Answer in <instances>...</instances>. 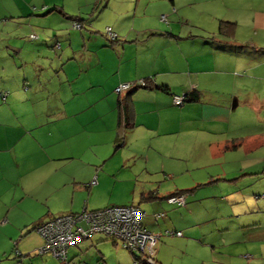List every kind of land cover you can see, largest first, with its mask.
Returning a JSON list of instances; mask_svg holds the SVG:
<instances>
[{
	"label": "crops",
	"instance_id": "1",
	"mask_svg": "<svg viewBox=\"0 0 264 264\" xmlns=\"http://www.w3.org/2000/svg\"><path fill=\"white\" fill-rule=\"evenodd\" d=\"M52 2L40 0L39 6L46 7L49 3L53 7ZM9 3L10 0H0V51L9 48L18 37L17 32L22 31L12 27L10 19L20 16L24 9L20 10L19 2L12 13ZM165 3L166 0H113V7L119 10L122 19H125L123 14H130L131 18L106 27L116 36L114 41L109 40L116 57L111 72L115 79L109 93L115 97L114 88L132 80L145 79L148 85L132 91L134 125L125 130L122 142L114 151L125 147L132 138L139 141L135 142L140 146L132 148L125 163L131 161L134 165L136 159L141 160L138 168L128 175L142 178L131 190V205L142 210L143 228H157L161 232L154 247L156 264L182 260V230H186L182 228V209L186 206L189 212L191 203L201 205L205 200L203 194L217 188L213 178L219 176L214 167L220 162L218 159L226 152L248 153L250 141L264 137V46L235 40V31L231 35L221 33L222 37L203 34L196 39L177 26L160 27L159 21L153 24L160 9L175 5L174 0H169V6ZM248 17L249 25L264 27V11L254 9ZM22 32L25 37V31ZM32 35L29 39L36 37ZM67 35L64 39L68 42ZM86 62V67L102 66L99 59L88 58ZM9 66L10 63L6 66L0 59V207L3 209L0 222L15 230L22 243L21 250L29 253L42 244L41 237L32 229L37 222L57 214L78 212L82 205L95 206L90 204V194L106 176V154L97 151L103 141L95 142L94 148L90 143L81 144L83 132L76 133L74 121L66 118L75 113H67V108L60 107L61 95L68 92V96H74L78 92L73 86L74 77H63L67 84H63L55 101L50 103L52 92H42L39 79L31 81L23 77L11 81L5 74V67ZM97 86L98 83H90L88 88ZM102 91L104 98L107 92ZM186 92L190 99L180 106L172 103V96ZM125 93H115L116 103ZM79 121L77 128L82 130L85 122ZM116 122V105L108 112L95 113L93 134L103 137L109 123L111 132L115 133ZM59 127L61 130H55ZM200 134L205 140L199 138ZM150 150L153 156L149 155ZM158 157L164 159L155 166L153 161ZM182 160L187 161L185 171ZM196 190L207 191L196 197ZM174 192L182 196L180 203L167 201V196ZM155 215L159 217L155 219ZM26 230L30 233L22 238ZM164 231L180 234L169 236ZM107 239L112 246L118 243L102 234H92L68 247L66 264H81L80 260L97 257L96 249V256H88V251L96 242ZM96 262L105 264L100 254Z\"/></svg>",
	"mask_w": 264,
	"mask_h": 264
},
{
	"label": "rangeland",
	"instance_id": "2",
	"mask_svg": "<svg viewBox=\"0 0 264 264\" xmlns=\"http://www.w3.org/2000/svg\"><path fill=\"white\" fill-rule=\"evenodd\" d=\"M53 1V7L52 4L49 6L50 2L48 6L40 7V0H10L12 13L16 3L20 2V10L22 7L24 9L20 16H12L14 18L10 22L12 27L25 31V37L22 31L17 32L18 37L11 41L9 48L0 51V59L6 66L8 63L11 65L5 67V74L11 81L23 77L31 81L39 79L41 91L52 92L50 103L55 101V95L62 90L63 84H67L63 77H74L73 86L77 87L78 92L74 96H68V92L61 95L63 104L60 107L67 108V113H75L66 118L74 121L76 133L83 132L81 144L85 146L90 143L94 148L95 142L103 141L105 146L102 142L97 151L106 154V176L103 175L104 179L94 186L90 194V204L95 206L85 208L94 210L112 205H130L131 190L137 187L135 182H141L142 178H129L128 175L138 168L141 160L136 159L132 165L131 161L125 163V158L132 148L140 146L139 141L132 138L125 147H118L114 151L119 143L115 141L110 123L102 139L93 134L95 127L92 124L95 113L108 112L111 106L116 105L117 95L113 91L115 97L109 93L115 79L111 74L114 71L115 49H111L113 44L104 30L114 23L122 24L129 20L130 14H123L125 19H122L119 10L113 7V0ZM174 3L172 8L169 0H166L165 4L169 7L160 9L158 18L152 23L159 21L158 26L165 28L177 26L192 38L200 39L208 33L222 37L218 22L224 18L231 19L233 32H237L234 34L235 40L253 41L264 46V27L249 25L251 18L248 17L254 9L264 11V0H174ZM156 5L159 7L161 4ZM174 13L182 18L173 16ZM68 17L74 18L80 29L73 27V21ZM32 34L36 37L29 39ZM64 34L69 35L68 42ZM88 58L99 59L102 66L86 67ZM90 83H98L99 87L88 88ZM102 90L107 92L104 98H101ZM258 101L262 102L263 99ZM79 110L82 111L78 113ZM77 120L85 122L82 130L77 128ZM55 130L59 131L61 127ZM199 138L205 140L201 134ZM248 146V153H224V157L218 159L220 162L214 165L219 174L213 178V182L218 184L217 188L203 194L205 200L201 205L191 203L189 212L186 206L182 209V228L186 229L182 230V260L171 259L173 264H264V137L250 141ZM149 155L153 156L154 153L150 150ZM163 159L158 157L153 164L156 166ZM186 163V160H182V170ZM198 190L196 197L205 191ZM0 208L1 215L3 209ZM3 224L0 222V264H62L48 253L37 254L35 250L23 252L15 230ZM28 230L22 234V238L30 233ZM15 249L22 256H15ZM95 249L102 255L105 264H132L131 254L120 243L112 246L111 240L98 241L88 251V256H96ZM99 254L88 257L89 261L79 259L80 263L97 264Z\"/></svg>",
	"mask_w": 264,
	"mask_h": 264
},
{
	"label": "built area",
	"instance_id": "3",
	"mask_svg": "<svg viewBox=\"0 0 264 264\" xmlns=\"http://www.w3.org/2000/svg\"><path fill=\"white\" fill-rule=\"evenodd\" d=\"M72 26L79 27L74 22ZM105 34L109 40L115 38V34L108 28L105 29ZM132 83H121L114 91L127 89ZM134 83L143 85L142 80H136ZM184 100L185 93L172 96V103L176 106L181 105ZM167 201L180 203L182 196H171ZM142 215L143 212L134 205H112L95 210H86L83 207L77 213L59 215L36 226L35 231L41 237L42 244L35 252L48 253L62 264H66L68 247L77 245L92 234H102L120 243L121 247L132 255V264H154V247L161 232L157 228H143L140 224ZM158 217L159 215L154 216L155 219ZM164 234L180 233L164 231Z\"/></svg>",
	"mask_w": 264,
	"mask_h": 264
},
{
	"label": "trees",
	"instance_id": "4",
	"mask_svg": "<svg viewBox=\"0 0 264 264\" xmlns=\"http://www.w3.org/2000/svg\"><path fill=\"white\" fill-rule=\"evenodd\" d=\"M68 18L71 21L74 20V18H72V17H68ZM73 22L78 24V22H76V21H73ZM233 26H234V24L232 22L219 21L218 22V30H219V33H223V34H227L228 33V34L231 35V33H233ZM78 28H80V25H79ZM33 37H35V36L33 35ZM115 39H116V36H115V38L113 40H110V41H114ZM144 80H143V85H138V84L134 83L135 81H132L133 83L127 89H124V90H121L120 91V92L126 91V93L124 94V96L122 98H120L119 100H117V103H116L117 122H116V128H115V141H116V143H119V145L122 142L121 140H122V136H123L125 130L133 127V125H134L133 124V121H132L133 111H132V107H131V101H130L131 97H130V95H131L132 91L134 89H136V88H147L148 87L147 82L144 81ZM120 92H115V93L120 94ZM187 99H190L189 92L188 93L187 92L185 93V100L184 101H186ZM178 106H180V105H178ZM176 195H179L178 192H174L172 194H169L167 197L169 198L171 196H176ZM134 206H137V205H134ZM64 214H69V213H64ZM59 215H63V214H57V215H54V216L47 217V218H45V219L37 222L33 226L32 229L35 231V228H36V226L38 224H41V223H43L45 221H48V220H50V219H52L54 217L59 216ZM15 256L20 257L22 255H21V253H19L15 249ZM153 260H154V257H153ZM154 264H156L155 263V260H154Z\"/></svg>",
	"mask_w": 264,
	"mask_h": 264
},
{
	"label": "water",
	"instance_id": "5",
	"mask_svg": "<svg viewBox=\"0 0 264 264\" xmlns=\"http://www.w3.org/2000/svg\"><path fill=\"white\" fill-rule=\"evenodd\" d=\"M234 105H235V104H233V105L231 106V108H233V107H234Z\"/></svg>",
	"mask_w": 264,
	"mask_h": 264
}]
</instances>
